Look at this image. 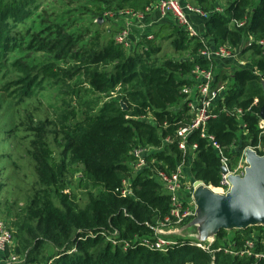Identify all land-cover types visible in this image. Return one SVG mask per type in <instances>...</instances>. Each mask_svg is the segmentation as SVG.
I'll use <instances>...</instances> for the list:
<instances>
[{
  "label": "trees",
  "instance_id": "1",
  "mask_svg": "<svg viewBox=\"0 0 264 264\" xmlns=\"http://www.w3.org/2000/svg\"><path fill=\"white\" fill-rule=\"evenodd\" d=\"M53 1L74 9L50 11L49 18L43 0H0V107L13 117L0 133V145L3 132L10 134L8 149L0 153V197L7 186L4 163L11 164L7 175L12 177L27 155L36 175L26 204L16 214L10 208L14 202L4 211L14 214L7 223L17 241L12 249L24 257L23 264H264V257L254 256L264 253V225L218 229L208 250L186 237L163 251L141 243L155 238L156 226L170 212V196L157 171L170 174L182 163L181 180L187 176L216 186L221 178V156L200 129L187 136L185 152L178 147L177 129L191 117L182 89L194 84L195 66H211L213 87L224 85L205 129L229 168L246 146H264L259 125L264 0H222L221 12L211 11L221 0H187L211 11L206 18L197 16L201 26L194 22L209 46L237 47L253 37L239 52L247 55L246 65L231 73L220 66L223 58L198 55L200 38L188 36L170 18L136 40L130 37L128 47L115 40L121 24L102 26L106 20L114 23L112 16L123 9L148 17L145 7L153 0ZM74 11L101 22L83 24ZM41 97L48 99L42 103ZM12 132L20 140L10 141ZM134 147L149 148L140 169L133 165ZM75 171L79 185H87L82 206L65 190ZM124 182L130 188L126 195L121 194ZM249 238L251 253H239Z\"/></svg>",
  "mask_w": 264,
  "mask_h": 264
},
{
  "label": "built area",
  "instance_id": "2",
  "mask_svg": "<svg viewBox=\"0 0 264 264\" xmlns=\"http://www.w3.org/2000/svg\"><path fill=\"white\" fill-rule=\"evenodd\" d=\"M146 12L154 11L157 13L159 18H170L174 21L182 30H184L188 36H198L202 43V46L198 50V55L206 58L207 60L217 59V58H232L234 57L240 48V44L237 47H230L227 45H220L218 47H211L207 44V41L202 37L201 32L198 27L195 25L194 21L191 18V15L199 16L201 18H206L211 11H223V7L220 5H216L213 10L207 11L202 9L199 6L193 5L187 0H154L149 6L145 7ZM119 15L123 14L127 17L122 22V29L115 35V40L126 47L130 46V26L131 22L129 18H133L137 20L143 19L145 16L140 11H133L130 9H123L118 11ZM113 13H109V16H112ZM242 23V22H240ZM151 34H147V38H151ZM252 36H248V40L244 42V46L250 45L253 41ZM259 43H263L262 40H259ZM193 80L194 84L191 86H185L182 91L186 95L187 106L189 107V113L191 117L189 122L181 125L177 129V137L178 147L185 152L186 151V142L187 136L192 130L200 129V135L202 137H206L207 141L210 145H212L221 156V163L225 165L227 172L221 173V178L219 180V184L216 186L206 185L212 191L220 194H225L229 191L231 187V182L229 180V175H243L245 167L248 165L246 157L244 155V150L246 147H250L256 153L257 149L261 146L258 144L257 146H246L241 153L236 165L233 168H229L228 166V158L223 156L221 147L214 138V136L210 133L206 132L205 125L209 118L215 116V105L214 100L216 99L219 92L222 90L224 85H221L219 88L215 89L213 87L214 74L212 67L209 66L207 68H202L199 66H195L193 69ZM258 99L255 98L252 104H256ZM242 113L240 108H237L235 111V115L238 117ZM260 127H262L264 132V120L261 119L259 122ZM244 127V124L242 125ZM192 147H196V143L192 144ZM149 148L146 147H134L131 150V154L134 157V168L140 169L145 164L144 155L148 151ZM264 152V150H263ZM259 154V153H258ZM264 154V153H263ZM182 163H180L175 171L170 174L165 173L164 171H157L158 177L163 182L165 189L169 193L170 196V212L169 216L165 217L163 221L160 222L159 226L155 228V238H142L141 243L147 245L152 249L166 250L168 246L173 245L176 240L165 238L160 235L164 234L165 230L164 226L172 225L177 221H181L186 218L190 209L187 205L186 201L180 199V192L185 184L184 181L181 180L182 177ZM193 182H190L192 185ZM130 193V188L128 187V183L124 182L123 188L121 189V194L126 195ZM194 203V202H193ZM214 237H208L206 241L201 239L191 240V244L200 247L203 250H208L210 244L213 242ZM12 244V231L7 222L0 219V254L4 251L5 247L10 246ZM254 244V240L252 238L246 239L245 241V249L240 251L239 253L247 252L251 253V248ZM11 257H16L17 255L14 252H11ZM9 256V257H10ZM255 257H264V253H255ZM0 262H3V258H0ZM1 264V263H0ZM47 264V263H46Z\"/></svg>",
  "mask_w": 264,
  "mask_h": 264
},
{
  "label": "rangeland",
  "instance_id": "3",
  "mask_svg": "<svg viewBox=\"0 0 264 264\" xmlns=\"http://www.w3.org/2000/svg\"><path fill=\"white\" fill-rule=\"evenodd\" d=\"M222 3H223L222 0L214 2V4H219L220 6ZM42 6L45 7V11L47 12V16H49V18H50V11L52 12V15H58L60 13H65L71 9H74L73 8L74 5L67 6L60 2L56 3L53 0H43ZM75 6L81 7L79 3L76 4ZM41 7L38 8V11L40 10ZM73 14L79 17L83 24H89L91 23V21H95L93 20L94 17H91V14H83V15L80 14L79 15L77 11H74ZM117 15H118L117 17L114 15L112 16L114 23L106 20L105 22L102 23V26L107 27V26L113 25L116 27L120 24L122 25L123 20L127 16L123 14L119 15V13H117ZM147 16L148 17L141 19L140 24L137 25V28L139 31L137 33L136 39L141 37L143 33L151 32V30L155 27L154 25L158 23L159 20L163 19V18H159L158 16H156V13L154 11H151V13H149ZM133 20L135 19L129 18V21L133 22ZM95 22L99 23L101 22V20L100 21L97 20ZM243 47H244V44L240 43V48L238 50V53L234 57L228 58V59L223 58V61L219 63L220 66L223 65L226 73H231L233 71V68L236 65H246V61H248L247 55L244 54L240 56V53H239ZM162 48L167 50L169 53L172 51L171 46L168 44L166 40H162ZM184 55L186 54L183 53L181 56H184ZM46 99L48 98L41 97L42 103H45ZM3 110L4 109L0 107V133L5 130L7 125L11 123L13 119L12 115L8 116L7 112H4ZM3 135L6 139V137H9L10 134L9 132L8 133L3 132ZM12 135H14L12 138L13 140H10V141H17L16 138L20 140L19 136H16L13 132H12ZM5 139L1 141L2 143L0 145V153L5 152L9 147V143L5 141ZM20 147H22V144L20 145ZM260 148H263L264 150V146ZM25 156H22V163L20 165L21 169H19L17 172H13L12 177H8L7 175V174H10L9 171L11 170L10 168L12 167L11 164L9 163L3 164L4 169H2V179L6 178L7 186L4 192H2L3 194H1V197H0L3 200V201L1 200L0 202V219L4 220L5 222L9 221V219L11 218L14 219L13 218L14 214H11L9 216L4 214L6 207L12 202H14L12 203L13 205H11L10 208L13 211H15V214H16L20 210V208L26 204L27 198H28V192L31 190V182L36 179L35 172L33 171V167L31 166V161L29 157H27V155ZM79 175L80 173L75 171L72 174H69L67 176V185H66L67 187L65 190L72 193L71 200L73 202L82 206L86 202L85 191L87 189V185L85 184L79 185ZM182 181H184L185 184L183 185V188L180 192V199L186 201L187 205L189 206L190 213L186 218L182 219L181 221H177L174 224V226L172 225L164 226L165 230L167 229L169 230L165 231L164 234L160 236L165 237V238H170V239H176L178 237H186V238H191L194 240V239L200 238L201 240L206 241L207 238L205 236L208 233L202 231L201 229L203 225V221H204V216L200 215L199 208L195 204L194 202L195 200L193 199L196 188L193 186V183L192 185L190 184L191 181H189L187 176ZM6 200H9V201L6 202ZM253 225H264V223L257 222ZM16 242L17 241L12 233V244L10 246L5 247L4 251L1 253V257L3 258V262H1V264H23L24 257L22 255H18L12 249L13 246L16 244ZM11 252H14L17 256L15 258L11 257L10 256ZM43 264H46V263H43Z\"/></svg>",
  "mask_w": 264,
  "mask_h": 264
},
{
  "label": "water",
  "instance_id": "4",
  "mask_svg": "<svg viewBox=\"0 0 264 264\" xmlns=\"http://www.w3.org/2000/svg\"><path fill=\"white\" fill-rule=\"evenodd\" d=\"M259 116L264 120V101ZM244 155L248 165L243 175H229L231 187L227 193H216L201 181H192L196 188L193 199L200 215L204 216L201 229L208 233L206 238L214 237L221 228H245L257 222L264 223V154L246 147ZM220 172H227L225 165H221Z\"/></svg>",
  "mask_w": 264,
  "mask_h": 264
},
{
  "label": "crops",
  "instance_id": "5",
  "mask_svg": "<svg viewBox=\"0 0 264 264\" xmlns=\"http://www.w3.org/2000/svg\"><path fill=\"white\" fill-rule=\"evenodd\" d=\"M156 16H158L157 13H156ZM138 21L139 20L136 21V19H135V20H133V22H131V26H130V37H131L132 40H135V38L137 37V33L139 31L138 28H137V25H139L141 21H139V22ZM194 22L198 26H201L202 25L201 19L199 17H197V16L194 17ZM226 59H228V58H226ZM0 258H1V254H0Z\"/></svg>",
  "mask_w": 264,
  "mask_h": 264
}]
</instances>
